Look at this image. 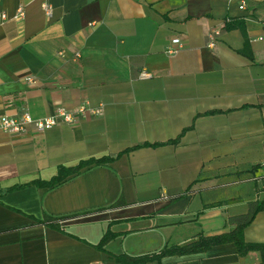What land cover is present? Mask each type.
I'll return each mask as SVG.
<instances>
[{
	"label": "crops",
	"instance_id": "0c3cea01",
	"mask_svg": "<svg viewBox=\"0 0 264 264\" xmlns=\"http://www.w3.org/2000/svg\"><path fill=\"white\" fill-rule=\"evenodd\" d=\"M43 2L0 0L10 17L0 24V117L82 104L102 113L43 133L0 127V264H119L117 253L234 228L264 197V0H50L51 17ZM19 6L24 16L12 19ZM226 18L244 21L252 58L239 28L207 45ZM176 36L184 47L170 55ZM143 70L152 76L140 78ZM185 129L178 143L124 152L56 188L30 184ZM121 192L127 205L102 209ZM90 210L61 228L41 222ZM108 229L117 235L97 247ZM244 235L264 241V210ZM161 262L264 264L259 250L240 255L234 242Z\"/></svg>",
	"mask_w": 264,
	"mask_h": 264
},
{
	"label": "trees",
	"instance_id": "16d2710c",
	"mask_svg": "<svg viewBox=\"0 0 264 264\" xmlns=\"http://www.w3.org/2000/svg\"><path fill=\"white\" fill-rule=\"evenodd\" d=\"M233 28H239L241 32L245 35L246 44H245V48L241 52L246 54L249 58H252L253 55H252V52L249 51L247 32H246L244 21L239 20L237 22L232 23V20H231V22L227 24L226 30L233 29ZM216 112L218 111L214 110L208 113L213 114ZM186 130L187 129H185L176 139H173L167 142L145 143V144L135 145L119 153L116 157H111V156H104L100 158L91 157L89 159L81 160L77 165H74V166L60 165L58 168V173L55 176H53L50 180H47V181L46 180H36V181L31 182L30 184H34L40 187H46L49 189L56 188L57 186L66 182L68 179L81 174L86 169H90L95 166L105 165L110 162H113L117 157H119L124 152H129L130 150H134L142 146H159V145H164L168 143H178L180 138L186 132ZM19 186H22V185H17L12 188H18ZM3 192L4 191H0V196L3 194ZM125 205H127V202L125 200L124 193L121 192L119 197L113 203H111L110 205L102 209L118 208V207H123ZM261 210H264V197L260 200L255 201L251 211L248 214L239 217L237 225L230 230H226V231L215 233V234H200L196 239L191 240L187 243L166 244L159 250H153V251H148V252L139 253V254L122 252V253L115 254L114 257L117 263L119 264H148L150 262L161 264L162 257L165 255L200 252V251L208 250L209 248H211L213 245H216V244H220L224 242H234L237 247V251L240 255H246L249 251L256 249L261 252L262 261H264V241H247L244 235L245 226L251 223L254 220L257 213ZM91 211L92 210L85 211L82 213H72V214L62 215V216H52V215L45 213L44 218L41 219V222L46 223L48 225H52L57 228H61L60 221H64L68 218L76 217L82 214H87L88 212H91ZM116 235H117L116 232H114L111 229H108L103 234L101 240L99 241V243L96 244V246L104 249L106 244L111 239H113Z\"/></svg>",
	"mask_w": 264,
	"mask_h": 264
},
{
	"label": "built area",
	"instance_id": "2783aa9c",
	"mask_svg": "<svg viewBox=\"0 0 264 264\" xmlns=\"http://www.w3.org/2000/svg\"><path fill=\"white\" fill-rule=\"evenodd\" d=\"M43 10L47 16H52V4L50 0H44L42 4ZM240 8H245V3L240 5ZM24 8L22 6L17 7L16 12L12 15V19H20L24 16ZM10 17L6 12H0V24L8 20ZM231 22V18H226L221 23L211 28L207 34L209 47H213L219 38L226 30L227 24ZM184 47L183 41L179 36L174 37L166 48V52L170 55L176 54ZM64 56V52L60 53ZM80 54L77 53L78 57ZM152 74L148 71H141L140 78H150ZM27 82L30 84L36 83L33 77H28ZM102 107H93L87 104H82L76 110H69L64 107H60L56 113L42 118H35L28 109L23 108L19 113L14 116L3 115L0 117V127L12 134H24V133H43L52 128L71 124L76 121L79 116H86L88 114L101 115ZM261 168L264 170V159L261 161ZM260 194L264 195V186L260 190ZM63 221H60L62 223Z\"/></svg>",
	"mask_w": 264,
	"mask_h": 264
}]
</instances>
